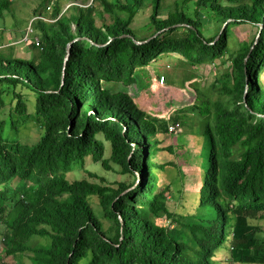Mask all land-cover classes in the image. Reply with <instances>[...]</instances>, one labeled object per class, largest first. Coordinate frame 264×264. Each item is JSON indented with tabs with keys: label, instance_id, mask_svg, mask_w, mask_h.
I'll list each match as a JSON object with an SVG mask.
<instances>
[{
	"label": "trees",
	"instance_id": "obj_1",
	"mask_svg": "<svg viewBox=\"0 0 264 264\" xmlns=\"http://www.w3.org/2000/svg\"><path fill=\"white\" fill-rule=\"evenodd\" d=\"M181 1L195 6L194 19L176 11L160 19L163 0H152V32L141 39L130 26L143 0H95L100 10L73 5L68 13L56 1L50 15L39 13L31 23L37 57L0 52V85L36 94L33 115L42 131L36 143L21 144L8 137L14 123L0 118V229L6 254L20 264L24 258L31 264H220L222 252L225 262L264 264V238L257 237L264 234V0ZM11 6L0 0V25ZM97 11L109 23L97 26ZM208 22L222 28L211 38L201 31ZM239 25L260 35L231 49V29ZM227 53L234 77L191 89L200 145L184 157L192 171L175 166L193 188L190 211L178 214L154 173L167 166L155 162L162 150L157 121L105 85L130 86L159 56L177 54L200 66ZM13 112L23 117L26 107L18 100ZM87 159L105 171L120 166L126 182L86 170ZM75 167L97 182L69 181ZM33 238L48 243L31 245Z\"/></svg>",
	"mask_w": 264,
	"mask_h": 264
},
{
	"label": "rangeland",
	"instance_id": "obj_2",
	"mask_svg": "<svg viewBox=\"0 0 264 264\" xmlns=\"http://www.w3.org/2000/svg\"><path fill=\"white\" fill-rule=\"evenodd\" d=\"M61 13H68L70 6L77 5L82 8L86 6H99L95 0H13L11 11L5 19V24L0 25V52L5 56L12 58H24L31 60L33 52L35 57L38 56L39 46L35 45L32 49L25 41L28 33L39 39L38 34L32 29L31 23L39 13L50 15L58 5ZM125 1V0H124ZM152 0H143L144 7L140 9L134 17L131 24V29L134 31L138 39L147 37L152 30L147 29L149 18L152 13ZM250 2V0H247ZM162 13L160 19L167 17L168 13L181 12L190 19L195 18V6L193 4L182 5L181 0H163ZM201 15L207 14V10L200 11ZM48 17V16H47ZM45 20V17L42 18ZM95 24L99 26L101 23H109L106 15L102 16L98 11L94 14ZM75 28L72 26V30ZM220 24L208 22L201 30L205 38H211L221 31ZM31 31V32H30ZM257 35V29L250 25H239L231 29V34L228 39L229 47L235 49L241 43L249 44ZM164 77L163 84L159 83L160 77ZM225 77L231 79L234 77L232 69L231 56L229 53L222 56L213 63H207L200 66H190L184 58L177 54H168L155 58L149 66L139 69L135 75V79L130 86L122 84H108L106 88L114 93L127 94L137 109L143 111L147 117L154 118L157 121V137L161 141L160 147L162 150L156 155L155 162L167 163L163 171L154 170L158 178V186L160 188H168L170 193L167 197L168 205L173 212L185 214L190 211L192 206L193 188L184 186L182 175L179 168L184 173L192 171L191 166H187L184 157H192L196 153V146L200 145L199 133V116L193 109L191 90L196 84L199 89L207 90L213 85L219 87ZM262 84L264 85V69L259 74ZM158 83V84H157ZM10 91L8 87L0 85V118L12 121L16 127V131L10 129L8 137L16 138L21 144L32 145L36 143L41 136L40 125L34 119L36 110L37 97L34 92L24 87H17ZM47 94L52 93L47 91ZM19 96V99H18ZM214 96V95H213ZM20 100L26 107V115L19 117L14 114L13 109L17 101ZM190 103V104H189ZM178 123L179 130L176 133L169 134L168 126ZM200 131V130H199ZM109 156V146L106 145L105 157ZM171 164V165H170ZM174 165V166H172ZM112 170L105 171L100 166L91 164L90 160H86L85 169L97 174L100 177H105L110 183L126 182L127 176L123 174L121 167L112 165ZM175 166L178 167L175 168ZM69 181L89 179L86 173L75 167L73 171L68 173ZM96 181L95 179H89ZM129 183L133 185V177L129 178ZM188 190V191H187ZM188 193H187V192ZM186 192V193H185ZM89 202L93 209L98 213L97 199L90 197ZM185 207V208H183ZM175 208V210H174ZM169 225L168 223H165ZM171 227V226H170ZM1 228V227H0ZM171 229V228H170ZM3 236L0 229V237ZM257 237L264 238V234L260 233ZM47 244V239L33 238L30 242L34 244ZM222 263L234 264L225 262L228 259L226 252H222ZM20 259L11 256L10 264H20ZM23 264H31L26 258L23 259ZM237 264V263H236Z\"/></svg>",
	"mask_w": 264,
	"mask_h": 264
},
{
	"label": "built area",
	"instance_id": "obj_3",
	"mask_svg": "<svg viewBox=\"0 0 264 264\" xmlns=\"http://www.w3.org/2000/svg\"><path fill=\"white\" fill-rule=\"evenodd\" d=\"M13 0H10V2H12ZM37 18V17H35ZM31 32V31H30ZM26 42L31 40L36 46H39V39L36 37H33V35H31V33H28L26 36ZM165 81V78L162 76L159 79V83L163 84ZM180 128V125L178 123H173L171 125L168 126V131L169 134H173L176 133ZM5 247H6V239L3 236L0 237V264H10L9 263V259L11 258V256H8L5 252Z\"/></svg>",
	"mask_w": 264,
	"mask_h": 264
},
{
	"label": "water",
	"instance_id": "obj_4",
	"mask_svg": "<svg viewBox=\"0 0 264 264\" xmlns=\"http://www.w3.org/2000/svg\"><path fill=\"white\" fill-rule=\"evenodd\" d=\"M226 25V23L224 24V26ZM224 26H223V28H224ZM261 25H260V29H261ZM260 35V31H259V33H258V35H257V37ZM76 41V40H75ZM134 43L135 44H142L143 42H138V41H134ZM70 47V44L68 45V48ZM68 52V51H67ZM67 58H68V53H67V55H66V57H65V61L67 60Z\"/></svg>",
	"mask_w": 264,
	"mask_h": 264
},
{
	"label": "crops",
	"instance_id": "obj_5",
	"mask_svg": "<svg viewBox=\"0 0 264 264\" xmlns=\"http://www.w3.org/2000/svg\"><path fill=\"white\" fill-rule=\"evenodd\" d=\"M226 264V263H225Z\"/></svg>",
	"mask_w": 264,
	"mask_h": 264
}]
</instances>
